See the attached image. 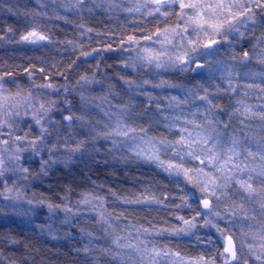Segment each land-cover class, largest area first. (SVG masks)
Returning a JSON list of instances; mask_svg holds the SVG:
<instances>
[{
    "label": "snow or ice",
    "instance_id": "1",
    "mask_svg": "<svg viewBox=\"0 0 264 264\" xmlns=\"http://www.w3.org/2000/svg\"><path fill=\"white\" fill-rule=\"evenodd\" d=\"M36 4L22 10L31 23L7 25L0 43L59 44L76 59L0 64V217L34 223L45 206L48 222L30 230L56 243L86 239L73 243L83 254L77 264H264V0ZM0 6L21 14L6 0ZM99 8L124 14L125 23L97 47L84 24L78 38L57 41L41 22L72 23L67 13ZM101 153L106 164L142 162L162 178L123 192L90 181L75 201L67 185L59 203L26 192L57 164ZM138 209L159 220L133 223ZM185 240L191 250L173 243ZM18 244L0 229V264H38L41 249L30 242L23 253L7 252Z\"/></svg>",
    "mask_w": 264,
    "mask_h": 264
},
{
    "label": "trees",
    "instance_id": "2",
    "mask_svg": "<svg viewBox=\"0 0 264 264\" xmlns=\"http://www.w3.org/2000/svg\"><path fill=\"white\" fill-rule=\"evenodd\" d=\"M81 14L82 15L75 18H70L71 16H69L70 20L73 21L72 23L65 22L64 20H56L53 24H51V27H47L48 31L57 41L76 39L78 38L80 32V29L77 26L84 24L86 27H90L95 30L91 33L92 47H97L96 41L103 39L104 35H106L109 31L119 32L121 26L125 23L124 16L113 13L104 14L101 11H97V9L94 12L84 11ZM12 21L13 20H9L7 25H13ZM14 27L17 31L22 29L21 27ZM128 30H131L130 27ZM84 41L86 43L88 42L87 37H84ZM105 55H110V53H106ZM75 59L76 56L72 55L69 48L59 44L48 45L46 47H23L0 50V64L7 62L8 64L27 66V64L33 63L39 67L42 63L50 64L52 62H60L61 60L69 62L70 60ZM88 63L92 64L94 61L90 60ZM108 64H113V61L109 59ZM84 67H87V65H84ZM18 77L22 81L24 77H27V75L21 71L18 73ZM36 79L39 82L40 76L38 72ZM85 165H87V167ZM73 167V169L66 170L65 172L57 169L51 173L46 180V185L41 188L38 193H43L45 196L50 197L55 202L59 203L60 197L64 195L66 190L65 186L67 185L72 186V200L75 201L77 193L80 189L91 186L90 181H97V183L106 184L123 192L128 190H141L142 183H155L162 178V174H158V172L153 168L139 166L138 164L129 166L106 164L102 166L101 164H93V162L90 161H83L78 162V164ZM117 211H119V208H117ZM125 215H128V213L126 212ZM160 215L162 216L166 214L160 213ZM153 218L159 220V216L155 211L149 213L146 209L134 210L133 215L129 216V219L133 223H143L146 226L147 221L153 220ZM81 223H84V221H81ZM9 228L19 238L20 244L15 247L9 246L7 248V252H17L18 254L23 253V244L25 242H30L31 245L41 249V255L36 258L38 264L42 257L45 264H77V261L81 259L83 254L81 253L80 255H77V253L73 251V243H75L76 246H81L82 244L87 243L86 239H77L75 242L65 241L62 243H56L47 236L39 234L36 230L32 231L30 229L20 228L14 225ZM71 231L77 235L79 234L78 228L75 226L71 229ZM173 243H179L181 249L184 250H191L193 247V245H191L187 240L173 241ZM7 252L5 254H7Z\"/></svg>",
    "mask_w": 264,
    "mask_h": 264
},
{
    "label": "rangeland",
    "instance_id": "3",
    "mask_svg": "<svg viewBox=\"0 0 264 264\" xmlns=\"http://www.w3.org/2000/svg\"><path fill=\"white\" fill-rule=\"evenodd\" d=\"M6 2L11 4V5H18L19 8L17 9V11H20L21 14L20 15H16L15 12L9 13L6 9H4L2 6H0V31H3L6 28L7 22L9 20H13L12 24L14 26H16V27H19V28L21 27L22 29L25 28V26L27 24L31 23L30 18L29 17H25L23 15V11L22 10H25L26 8H35V7H37L36 0H6ZM44 2L45 3H51V0H44ZM87 2L89 4H91L93 2V0H87ZM96 2L99 3L100 0H96ZM85 11H88V10L85 9ZM97 11H101L104 14L105 13H109V12H106L103 8H99V9H97ZM112 13L113 14H118L120 16H124V14L117 13V12H111L109 14H112ZM67 14L69 16H71L70 18H72V17L75 18V17H78V16L82 15L81 13L80 14L67 13ZM49 16H52L51 12H49ZM56 20H60V19H56L55 17H53L52 19H48V17L41 18V22L45 25L47 30H48L47 27H51V24H53ZM23 47H25V48H33V47H37V46L0 43V50H6V49L8 50V49H11V48H23ZM21 82L27 84L28 77H24ZM97 91H99V89H97ZM250 102L255 103L256 101L253 99ZM98 118H102V116L98 117ZM78 162H81V161L78 160V159H74L72 162L69 163L68 166H65L63 164H57L50 171L49 175L51 173H53L54 171H56L57 169L62 170L64 172L66 170L73 169L74 168L73 166L78 164ZM90 162H92V161H90ZM93 164H101L102 166L106 165V163L104 162V159H103V153H101L100 157L95 162H93ZM107 164H117L119 166H125L122 163H117V162L111 161V160H109V162ZM136 164H138L139 166H146V167L154 169V166L148 165L146 163L138 162ZM136 164H129V165H136ZM129 165H127V166H129ZM37 166H38V162H37L36 165H34V167H37ZM155 171L158 172V170H155ZM49 175L47 177L42 178V179L33 180L31 182V185L26 189V192L28 193L29 197L31 196V193L33 191L38 192L41 188H43L46 185V180L49 177ZM24 206H25V208L27 207L26 204ZM48 215H49V213H48V210H47V208L45 206H37V213H36V215L34 217V223L29 222L27 217H23V216H19V215H12V222L11 223H6L3 220V218L0 217V229L9 228L10 226H13V225L17 226V227H20V228L35 229V225L36 224H43V223H47L48 222ZM61 216H62V213H61ZM57 224H59V218H57ZM36 231L38 232V230H36ZM61 235H63V233H61ZM48 238L51 239V237H48Z\"/></svg>",
    "mask_w": 264,
    "mask_h": 264
}]
</instances>
